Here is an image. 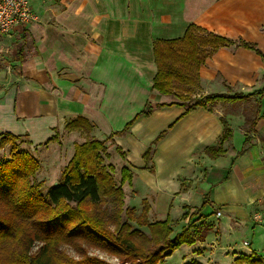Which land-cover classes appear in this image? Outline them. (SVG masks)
<instances>
[{"label":"crops","instance_id":"0c3cea01","mask_svg":"<svg viewBox=\"0 0 264 264\" xmlns=\"http://www.w3.org/2000/svg\"><path fill=\"white\" fill-rule=\"evenodd\" d=\"M28 1L36 21L0 38V134L38 150L54 135L65 138L66 124L78 117L101 139L132 121L113 136L132 172L125 204L139 214L146 207L148 223L168 219L171 237L185 230L193 236L174 251L180 264L262 259L264 241L260 249L255 241L264 233L251 216L264 194V93L253 94L263 87L264 61L229 46L199 67L193 98L248 96L241 101L185 112L152 85L153 42L179 39L191 24L252 43L264 55V0ZM147 103L152 109L143 113ZM224 122L231 135L221 142ZM210 147L223 153L211 158Z\"/></svg>","mask_w":264,"mask_h":264},{"label":"trees","instance_id":"16d2710c","mask_svg":"<svg viewBox=\"0 0 264 264\" xmlns=\"http://www.w3.org/2000/svg\"><path fill=\"white\" fill-rule=\"evenodd\" d=\"M229 46L253 50L264 61L263 53L254 44L217 35L193 24L179 39L155 40L156 73L152 89L162 95L175 96L186 106L185 112L217 101L246 99L248 96L243 94H208L189 102L173 93L177 85L198 88L199 67L219 48ZM262 93L264 77L262 89L253 94ZM162 105L165 104L155 107ZM151 109V104L147 103L142 112L148 113ZM65 128L88 135L94 125L78 117ZM124 129L102 140L90 137L74 143L72 156L57 184L45 194L42 182L35 180L40 169L38 159L20 149L21 137L0 134V149L10 146L9 157L0 158V264H110L87 254L88 249L113 256L119 264H163L180 246L193 243V236L187 230L171 237L168 219L148 223L146 207L138 216L134 215L132 207H125L122 185L131 183L132 172L122 166L120 183L115 184L113 167L104 164L103 155L105 143L113 142V136L123 134ZM230 135L225 123L220 141L224 142ZM162 136L163 133L154 143ZM56 139L54 135L47 143ZM116 150L123 158V153ZM206 152L211 158L223 153L219 147H210ZM150 153L148 149L143 154L147 162ZM185 216L186 213L182 215ZM132 221L137 227H132ZM142 226H146L147 233L140 230ZM62 247L71 248L77 257L66 254ZM184 264L201 263L191 260ZM233 264H264V260L254 254L240 255Z\"/></svg>","mask_w":264,"mask_h":264},{"label":"rangeland","instance_id":"374dc122","mask_svg":"<svg viewBox=\"0 0 264 264\" xmlns=\"http://www.w3.org/2000/svg\"><path fill=\"white\" fill-rule=\"evenodd\" d=\"M173 93L175 94L177 93L178 95L181 96L183 100H189V102H192L195 99H198L197 97L193 98V96L197 95L196 94L197 88L195 87L177 85ZM68 132L65 133L66 135L65 138L61 140H57V142L54 141L50 144H45L41 146V148L38 150H35L33 147H30L23 140L20 141V144H19L20 149L28 151L30 154L36 157L40 163V169L35 175V180L37 182H42L43 184L42 193L43 194H45L46 191L51 186L57 183L62 169L64 168V166L67 164V162L69 161L71 157L73 142L81 143L86 138H90V137L102 140L100 136H97L96 131L93 132V130L88 135L79 134L77 132H73V134L70 135ZM104 147H105L104 153H103L104 164L111 165L113 167L112 176H113L115 184L119 185L120 169L123 166L124 161L120 158L113 142H106ZM9 155H10V146L7 145L4 148L0 149V158H8ZM125 185L126 184L122 185V188ZM129 205H135V202L129 201ZM125 207H129V206L125 204ZM133 213L136 216L139 215V213L136 212L135 209H133ZM130 224L132 225V227H137V225L133 221L130 222ZM140 230H142L144 233H147V229L145 226L140 227ZM263 241H264L263 236L260 235V237H257L255 241V248L260 249L261 248L260 244ZM61 249H63L66 254L72 257H75V258L77 257V255L74 253V251L71 248L62 247ZM87 254L95 255L99 259L104 260L110 264H119V261L114 260L115 257L106 255L104 253H100L94 249H88ZM180 262L181 261L178 258L177 252H174V254L171 257H167L164 259L163 264H180Z\"/></svg>","mask_w":264,"mask_h":264},{"label":"built area","instance_id":"2783aa9c","mask_svg":"<svg viewBox=\"0 0 264 264\" xmlns=\"http://www.w3.org/2000/svg\"><path fill=\"white\" fill-rule=\"evenodd\" d=\"M36 19L28 0H0V38L10 35L16 27L26 26ZM216 215L219 216L220 213ZM251 219L264 233V194ZM243 247L250 248V242L244 241ZM262 259L264 260V253ZM114 260L118 261L116 258Z\"/></svg>","mask_w":264,"mask_h":264},{"label":"water","instance_id":"95a60500","mask_svg":"<svg viewBox=\"0 0 264 264\" xmlns=\"http://www.w3.org/2000/svg\"><path fill=\"white\" fill-rule=\"evenodd\" d=\"M57 183H55L54 185H56Z\"/></svg>","mask_w":264,"mask_h":264}]
</instances>
